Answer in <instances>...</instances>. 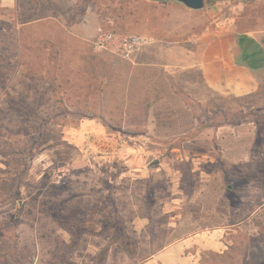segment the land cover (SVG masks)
Segmentation results:
<instances>
[{
	"label": "rangeland",
	"instance_id": "1",
	"mask_svg": "<svg viewBox=\"0 0 264 264\" xmlns=\"http://www.w3.org/2000/svg\"><path fill=\"white\" fill-rule=\"evenodd\" d=\"M210 1L0 0V264L264 262V70L210 87L175 52L264 31V0Z\"/></svg>",
	"mask_w": 264,
	"mask_h": 264
},
{
	"label": "crops",
	"instance_id": "2",
	"mask_svg": "<svg viewBox=\"0 0 264 264\" xmlns=\"http://www.w3.org/2000/svg\"><path fill=\"white\" fill-rule=\"evenodd\" d=\"M172 1L185 13L199 12ZM263 35L264 31L258 30L237 33L228 23L217 24L216 27L212 25L201 36L184 41L175 51L178 58L183 56L179 58L180 66L177 64V67L182 70L199 69L210 87L226 86L232 82L233 76L242 78L243 75L246 78L248 70L253 73L264 70V43L260 39ZM172 52L173 49H163L165 56ZM201 248L222 253L225 244L220 240L204 244L198 243L195 238L181 239L160 250L144 264H199L198 251Z\"/></svg>",
	"mask_w": 264,
	"mask_h": 264
},
{
	"label": "built area",
	"instance_id": "3",
	"mask_svg": "<svg viewBox=\"0 0 264 264\" xmlns=\"http://www.w3.org/2000/svg\"><path fill=\"white\" fill-rule=\"evenodd\" d=\"M113 39H114V36L112 34H108V35L106 34L104 38L101 41H99L97 45L100 49L107 48L105 44L112 42ZM148 44H149V41L147 39L140 38V37H133L131 39L126 40L122 46L127 56H130L133 53L140 51L142 47Z\"/></svg>",
	"mask_w": 264,
	"mask_h": 264
},
{
	"label": "water",
	"instance_id": "4",
	"mask_svg": "<svg viewBox=\"0 0 264 264\" xmlns=\"http://www.w3.org/2000/svg\"><path fill=\"white\" fill-rule=\"evenodd\" d=\"M155 2H165L172 0H149ZM178 3L184 5L186 8L194 11H200L205 7V0H175Z\"/></svg>",
	"mask_w": 264,
	"mask_h": 264
},
{
	"label": "trees",
	"instance_id": "5",
	"mask_svg": "<svg viewBox=\"0 0 264 264\" xmlns=\"http://www.w3.org/2000/svg\"><path fill=\"white\" fill-rule=\"evenodd\" d=\"M207 3H209V2L207 1ZM217 3H218V0H212V1H210V4L212 6L216 5ZM262 264H264V262H262Z\"/></svg>",
	"mask_w": 264,
	"mask_h": 264
}]
</instances>
